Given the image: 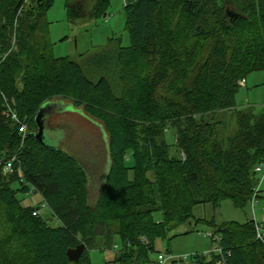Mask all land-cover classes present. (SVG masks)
<instances>
[{
    "label": "trees",
    "instance_id": "16d2710c",
    "mask_svg": "<svg viewBox=\"0 0 264 264\" xmlns=\"http://www.w3.org/2000/svg\"><path fill=\"white\" fill-rule=\"evenodd\" d=\"M30 1L0 0V158L17 155L13 172L0 164V264H91L88 250L117 249L115 234L122 249L112 262L150 264L154 239L193 218L195 205L230 199L243 208L252 199L264 107L237 106L235 94L250 73H264V0H124L129 45L111 38L89 57L115 75L121 96L104 75L91 82L75 60L53 55L45 14L54 0ZM106 5L97 0L90 16ZM74 7L65 0L70 21L84 16ZM49 91L71 93L108 130L109 164L92 207L87 171L33 136ZM231 117L225 134L219 126L227 132ZM30 190L41 200L24 205L18 191ZM43 202L58 224L33 214ZM196 220L213 227L221 249L194 254L199 264H264L253 219ZM79 243L71 262L66 250Z\"/></svg>",
    "mask_w": 264,
    "mask_h": 264
},
{
    "label": "rangeland",
    "instance_id": "374dc122",
    "mask_svg": "<svg viewBox=\"0 0 264 264\" xmlns=\"http://www.w3.org/2000/svg\"><path fill=\"white\" fill-rule=\"evenodd\" d=\"M68 1L75 5L74 10L77 9L84 16L77 21H70L67 18L65 0H54L45 14L47 36L53 55L75 60L82 67L84 76L91 82H95L99 76L104 75L114 92L121 96L119 80H116L115 75L105 71L103 67H95V63L89 57L106 47L111 38L118 39L122 46L129 45L123 10L124 0H107L105 12L99 17L90 16L91 9L97 0ZM24 3L25 7L32 5L30 0H24ZM45 97H47V106L43 114L45 141L53 147L63 149L87 171L86 197L89 207H92L109 164L108 130L102 121L90 115L82 103L75 102L71 98V93L65 97L63 94L49 91ZM235 103L237 106L264 107V73L262 71H254L245 78V83L235 94ZM223 115V112H219L214 114V117L216 120H221ZM233 124L235 122L231 117L227 132L221 126L219 128L223 133L228 134L234 128ZM165 133L167 142L172 144L174 141L172 133L169 130ZM259 181L258 196L249 200L243 208L235 206L230 199L221 200L217 207L209 203L195 205L193 218L170 229L167 236L154 239L153 250L148 254L150 264H158L159 253L174 257L175 264H199L194 254L206 256L211 251H215L218 236L214 235L215 240H213V227L207 222L196 220L198 218L209 219L214 216L217 222L227 220L243 222L250 219L255 222L264 221V175L262 172L256 174V183ZM32 191L26 193L18 191V197L24 205H35L40 202V194ZM41 215L50 225L58 224L57 218L51 216L48 208H44ZM113 245H116L117 249H89L90 263L116 264L112 262L114 255L122 249V241L118 234L112 237Z\"/></svg>",
    "mask_w": 264,
    "mask_h": 264
},
{
    "label": "built area",
    "instance_id": "2783aa9c",
    "mask_svg": "<svg viewBox=\"0 0 264 264\" xmlns=\"http://www.w3.org/2000/svg\"><path fill=\"white\" fill-rule=\"evenodd\" d=\"M242 84L245 83V80L243 79L242 81ZM8 110L9 112L11 113V117L12 119H14L17 123H19V119L17 118V115L16 113H14V111H12L9 107H8ZM27 130V126L25 123H22L19 127V131L22 132V133H25ZM17 159V155L14 154L13 156L3 160L2 158H0V164L3 166V169L5 172H13L15 167H14V162L16 161ZM254 171L259 174L262 172V174L264 175V161H260L258 162L255 167H254ZM259 184H260V181L256 183V186L254 187V190H253V196H252V199L253 200L254 198H256L258 196V193H259ZM44 208H47V204L45 202L41 203V206L39 209H36L33 211V214H38L40 213ZM254 225H255V237L256 239L260 240L261 242L264 243V221L262 220L261 222H254ZM215 251L217 253H221V249L219 247H215ZM175 259L174 257H172L171 255H165V254H162V253H159L157 255V261H158V264H165L171 260ZM216 264H226L225 263V259L223 257L219 258L216 262Z\"/></svg>",
    "mask_w": 264,
    "mask_h": 264
},
{
    "label": "water",
    "instance_id": "95a60500",
    "mask_svg": "<svg viewBox=\"0 0 264 264\" xmlns=\"http://www.w3.org/2000/svg\"><path fill=\"white\" fill-rule=\"evenodd\" d=\"M227 14L229 16H233L232 12L227 11ZM46 106H47V103L46 102L43 103L42 106L39 108L36 116H35V123H36L37 129L35 132H33V136L38 140V142L41 145L53 147V146L47 144L45 141L44 115L43 114H44V110H45ZM84 249H85L84 243H79L78 245H76L73 248H68L66 250L68 260L71 262H77L81 256V254L83 253Z\"/></svg>",
    "mask_w": 264,
    "mask_h": 264
}]
</instances>
